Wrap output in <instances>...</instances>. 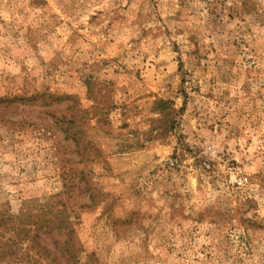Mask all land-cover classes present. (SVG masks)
Wrapping results in <instances>:
<instances>
[{"label": "rangeland", "instance_id": "rangeland-1", "mask_svg": "<svg viewBox=\"0 0 264 264\" xmlns=\"http://www.w3.org/2000/svg\"><path fill=\"white\" fill-rule=\"evenodd\" d=\"M88 84L92 162L48 99ZM0 99V209L57 199L74 264H264V0H0Z\"/></svg>", "mask_w": 264, "mask_h": 264}, {"label": "trees", "instance_id": "trees-1", "mask_svg": "<svg viewBox=\"0 0 264 264\" xmlns=\"http://www.w3.org/2000/svg\"><path fill=\"white\" fill-rule=\"evenodd\" d=\"M87 92L94 103V108L90 112L80 109L79 103L74 97L50 95L48 99L55 100L57 103L70 102L65 108L67 113L59 118L61 131L66 139L74 143L79 156L92 162L99 158L101 152L86 138L87 123L85 122L96 117V123L101 124L114 106L107 99L100 100L99 96L91 91L89 84ZM33 99L35 98L32 97L27 101ZM5 102L7 100L0 99V106ZM13 102H17V100ZM152 112L158 116V119L155 120L159 124L156 127V130L159 131L158 136L173 129L174 116L177 112L171 102L155 100L152 104ZM171 116L172 120H169ZM80 181L85 184V189L88 190V181L83 174H81ZM90 198L93 201V197L90 196ZM51 201L48 199L43 204L37 201L23 203L22 208L15 215L0 209V263L37 264L40 256L45 258L43 259L44 264H62L61 261L72 264L78 262V255L83 251L69 212L57 199L55 202ZM54 235L62 238L60 241L54 242V250L57 255L41 243L42 237L49 238Z\"/></svg>", "mask_w": 264, "mask_h": 264}]
</instances>
